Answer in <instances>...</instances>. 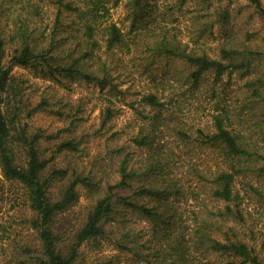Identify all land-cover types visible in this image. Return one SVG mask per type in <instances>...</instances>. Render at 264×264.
<instances>
[{
    "label": "trees",
    "instance_id": "obj_1",
    "mask_svg": "<svg viewBox=\"0 0 264 264\" xmlns=\"http://www.w3.org/2000/svg\"><path fill=\"white\" fill-rule=\"evenodd\" d=\"M246 1L264 16L261 1ZM107 3L108 0H0V169L5 180L26 190L33 212L28 221L36 232L41 254L37 262L75 264L84 243L100 248V240L107 234L106 222L115 223L122 214L136 213L145 226L134 232L133 238L148 235L147 238L140 246L136 239L131 246L124 244L132 232L120 224L121 234L115 243L120 250L133 251L142 264H264V257L256 249L258 244L251 242V230L245 227L241 207L244 194L238 186L243 187L246 175L258 167L252 164L264 166V152L258 150L257 140L247 138L239 123V114L247 111L250 117H257L252 132L264 134V46L253 42L252 32L247 31L241 38L224 34L214 48H209L210 55L204 48L182 42L175 27L164 22L165 16L161 21L151 19L152 8L142 0L127 3L130 22L125 30L107 21ZM220 16L226 23L230 12L226 10ZM210 28L211 23L205 21L196 31L201 37ZM162 57L181 59L190 68L192 86L209 73L214 83L232 73L246 79L245 92L234 114L218 106L209 124L191 126L198 138L196 143L189 141L184 125L171 127L162 121L160 111L171 104L172 98L159 91L160 80L150 71L151 64ZM139 59L144 62L139 77L147 73V84L152 89L137 91L138 96L128 102L141 122L130 139L136 148L145 150V155L134 159L137 155L133 157L132 150L124 144L111 148V154L117 156V177L113 181L107 178L104 186L100 182L101 168L93 174H83L67 164L48 166L49 158L43 157L39 148L40 131L29 133L27 124H19L25 101L24 80L11 72L12 66L50 75H76L96 83L101 95L106 89L97 128L103 130L117 114L115 93H120L109 78L111 72L121 68L133 83ZM209 86L215 96L218 88L211 83ZM51 104L43 97L32 110ZM80 105L76 112H68L72 122L77 119L74 115L81 112ZM30 114L31 110L27 111ZM233 116L239 122L232 120ZM166 131L172 133L173 141ZM75 137L79 139H62L56 151L75 149L83 135ZM188 141L198 151L216 154L214 168L201 165L197 156L181 157L185 154L181 145ZM18 152L23 154L20 162ZM64 179L67 183L62 192L52 199L48 192L51 183ZM78 185L87 189L93 205L63 254L58 248L61 236L54 229V218L77 201ZM249 186L255 195L264 198L263 190ZM114 259L115 256L101 258L97 264H115Z\"/></svg>",
    "mask_w": 264,
    "mask_h": 264
},
{
    "label": "rangeland",
    "instance_id": "obj_2",
    "mask_svg": "<svg viewBox=\"0 0 264 264\" xmlns=\"http://www.w3.org/2000/svg\"><path fill=\"white\" fill-rule=\"evenodd\" d=\"M129 1L117 0L114 4V0H108L107 21L115 22L125 30L130 22L129 9L126 6ZM259 1L264 8V0ZM142 2L152 8L151 19L156 18V21H161L165 16L164 22L175 27L182 42L195 48H204L210 55L212 53L209 48H214L224 34L241 38L247 31L252 32L253 42L258 44V47L264 46V16L249 6L246 0H185L184 3H180L179 0H142ZM226 10L230 12V18L224 23L220 15ZM205 21L211 23V28L204 30V35L200 37L196 30L200 23ZM55 35L58 36L59 32ZM144 54L138 53V56H144ZM143 64L141 59L136 61L137 69L134 70L136 81L133 83L124 75L125 72L121 68L111 72L109 78L120 93H115L117 114L103 130L97 128L99 110L103 103L102 96L103 94L107 96L106 89L101 95L100 87L96 83L78 79L76 75L67 76L61 72L50 75L39 73V71L34 72L28 67L12 66L11 72L24 80L22 88L25 101L19 124H27L29 133L40 131L39 148L42 156L49 158L48 166L65 167L67 164L78 171L82 170L83 174H93L94 170L101 168L100 182L104 186L107 178L113 181L117 177L115 172L117 156L111 154V148L124 144L128 150H132L133 157L137 155L134 159H141L145 155V150L136 148L131 142L130 136L136 133L141 122L132 107L128 105V102L138 96L137 91L152 89L147 84V73L139 77ZM150 71L157 74V80H160L158 81L159 91L163 90L172 98L171 104L160 111L162 121L171 127L184 125L190 136L189 141L194 143L198 138L192 133L191 129L194 130V127L191 126L209 124L211 114L218 106H225L233 110L234 114L239 98H242L245 92L246 79H238L236 73H232L230 77L223 75L215 83L211 81L212 74H204L196 86H192L188 78L190 68L179 58H159L151 64ZM210 83L213 84V88H218L214 92L215 96L211 95ZM43 97L52 104L45 109L32 110ZM111 99L114 97L111 96ZM79 103H81V112L74 115L77 119L72 122L69 114L76 112L75 108ZM30 110L31 114L27 115V111ZM239 115L242 122H239L236 116H233L232 120L239 122L247 138L251 136L252 141L257 140L258 150L264 152V134L259 135L256 133L258 131L252 132L254 129L252 124L257 117H250L247 111ZM165 134L170 135V141L174 140L171 132L169 134L166 131ZM80 135H83V138L75 144V149L56 151V146L62 139L73 136L75 138L73 140L77 141L79 137L75 136ZM181 149L185 153L181 157L187 159L190 156H197L201 165L214 168L216 154L210 151H198L192 147L191 142H183ZM22 155L20 152L17 153L16 158L19 162L20 159L23 160ZM251 166L258 167L249 171L244 181L264 191V166L259 164ZM245 182L243 187L238 183L241 193L244 194L241 207L246 217L245 227L251 230L253 236L251 242L258 244L256 249L260 250V256L264 257L262 244L264 242V198L255 195L254 190ZM66 183L65 179L51 183L48 191L50 197L57 198ZM78 190L77 201L54 218V229L61 236L58 248L63 254L68 251L77 230L93 205L92 196L87 189L78 185ZM32 216L33 212L29 207L24 187L5 180L0 169V264H39L37 258L41 254L38 251L36 232L28 221ZM136 217V213L122 214L120 221L106 222L104 228L107 234L106 238L100 240V248L93 247L91 242L84 243L79 248L80 255L75 264H97L101 258L108 259L111 256H115V264H142L134 257L133 251L120 250L115 243V239L121 234L120 224L132 232L131 236L125 239L124 244L131 246L136 239L137 246H140L147 238L148 235L133 238L134 232L145 226V222ZM122 221H125L124 224ZM248 233L250 232L246 234Z\"/></svg>",
    "mask_w": 264,
    "mask_h": 264
}]
</instances>
